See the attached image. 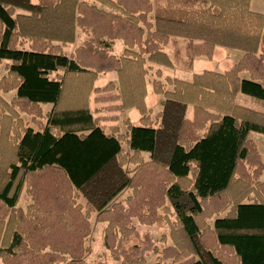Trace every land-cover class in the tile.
<instances>
[{"label": "trees", "instance_id": "trees-1", "mask_svg": "<svg viewBox=\"0 0 264 264\" xmlns=\"http://www.w3.org/2000/svg\"><path fill=\"white\" fill-rule=\"evenodd\" d=\"M250 1L0 0L1 264H91L93 214L116 264H264V159L249 138L264 135V13ZM215 47L242 56L163 76ZM105 93L138 125L103 126L117 117H97L91 97ZM136 224L167 233L158 245Z\"/></svg>", "mask_w": 264, "mask_h": 264}, {"label": "rangeland", "instance_id": "rangeland-1", "mask_svg": "<svg viewBox=\"0 0 264 264\" xmlns=\"http://www.w3.org/2000/svg\"><path fill=\"white\" fill-rule=\"evenodd\" d=\"M32 1L34 3L36 2V0H32ZM250 9L252 11H255V12H258V13H264V0H251ZM83 39H84V36L79 33L78 39H77L76 43L71 47V49H73L74 47L80 45L81 42L83 41ZM179 46L182 47V42L181 41H179ZM216 48L220 49V50L218 49L216 51V53H215L214 60H216V61H218L220 59V57L222 55V53H220L221 51L222 52H229L228 54L231 56V59L233 61L236 60V59H237V61H239L241 56H242V53L239 52V51H236V50H227V49H224V48H221V47H216ZM180 50H181V53L183 54V49H180ZM121 51H122V44L118 42L115 45L114 53L119 55L121 53ZM166 51L171 53V47H167ZM214 60L212 61V59L211 60H207V59H204V58H196L194 60L195 63H196L194 70H198L197 67H198L199 63H201V62H205L206 64L209 63V65H206V68L208 67V69H210V70H216V66H215ZM193 64L194 63H192V67H193ZM189 71H192V69L189 70ZM108 74H106L103 77H101V79H99L97 81L96 86H98V87L104 86L107 83L108 76L111 75V79L114 78V76H115L114 74H109V75ZM162 74H163V76H169L171 78L189 80L192 72H188V70L184 69L183 66H178V67H174L173 69H170V70H163ZM154 77L155 76H154L153 72H151V73L148 74L147 79H148V81H151V80L155 79ZM102 79H103V81H100ZM162 80L163 79H161V81ZM112 82H114V81H112ZM147 93L148 94H147V98H146V106H147V108L150 111V118L153 119L155 113H157L158 110H159V101H160L161 97L153 94L151 92V90H150V86L148 87V92ZM108 94L109 93L104 95L105 101L106 102L107 101L111 102L110 100H107V99H109V98H111L113 96L108 95ZM91 98H92L91 99V108L93 110H101V112L98 115H96L97 117H102V118H111V117H114V116L117 117V121L115 123H111L110 121H104V122H102L103 126L104 125L105 126H109L111 124L112 125L116 124V125L119 126L120 132L123 133V132H125V127L123 125V122H124L125 119L128 118L133 123L135 122V125L138 124V120H139L140 116H139L137 111L129 110V111L121 112V113L120 112L112 113V112L108 111V109L111 108L112 106H115V105L111 106L110 103H102V102H96L95 103V102H93V100L96 98V96H92ZM236 102L238 104H241V105H244V106H248V107H251V108H254V109L259 106L252 99L247 98L245 96H241V95L237 96ZM49 107L50 106H48V105L47 106H43L42 109L45 112V111H47L49 109ZM188 117L189 118L192 117V111L191 110L188 111ZM249 138L255 144L259 155L262 157V159H264V135L259 134V133H255V132H250ZM126 195H127V191L125 190V191H123L122 193H120L118 195V199H123V198H125ZM78 202L80 204L84 205V201L82 199H79ZM19 204H20L21 207H24L25 203H24L23 198L20 200ZM90 225H91L92 231H91L90 236L87 237L86 240H85V246L87 248V253L85 255L86 261L88 263H91V264H95V262H106L107 264H116L110 259L109 254L101 246V236H102V228H103V226L96 221L94 214L91 215V217H90ZM136 226H137V229H138V231L140 233H143V232H146V231L149 232L151 234L152 238L155 241H158L157 242L158 245L161 244L159 242L160 238L164 234L167 233L166 232L167 228L164 227V226L163 227H156V226L144 227V226H139L138 224H136ZM153 258H154V256L150 255L147 260H149V262H150V261L153 260Z\"/></svg>", "mask_w": 264, "mask_h": 264}, {"label": "crops", "instance_id": "crops-1", "mask_svg": "<svg viewBox=\"0 0 264 264\" xmlns=\"http://www.w3.org/2000/svg\"><path fill=\"white\" fill-rule=\"evenodd\" d=\"M33 2V1H32ZM251 2V1H250ZM219 48H214V51H213V56H212V61L214 60V56H215V53H216V51L218 50ZM220 50V49H219ZM170 53V52H169ZM220 53H222V55H221V57H220V59L218 60V61H216V60H214V63H215V66H216V70H210V69H208V67L206 68V65H209V63H205V62H201V63H199V65H198V67H197V69L198 70H194V68H195V61L193 62L194 64H193V67H192V71H188V72H192V74H199V73H201V72H203V71H216V72H223V71H227V70H229V69H231L232 68V66L236 63V61H237V59L236 60H232L231 59V56L228 54L229 52H220ZM109 74H114L115 75V73H109ZM108 74V75H109ZM192 74H191V76H192ZM107 75V76H108ZM190 76V77H191ZM115 79H116V75L114 76V78H112L111 79V75L110 76H108V78H107V82H112V81H115ZM100 81H103V79L102 80H100ZM97 83V82H96ZM104 95H106V94H104ZM104 95H101V96H96V97H104ZM108 95H111V96H115L116 95V93H110V94H108ZM104 103H110L111 104V106L112 105H115V106H117V105H119L120 103L119 102H115V101H111V102H104ZM109 107V106H108ZM109 111V110H108ZM112 113H114V112H112ZM132 122V121H131ZM133 123V122H132ZM138 123H139V120H138ZM134 125H135V122L133 123ZM138 125V124H137ZM1 264V263H0Z\"/></svg>", "mask_w": 264, "mask_h": 264}]
</instances>
